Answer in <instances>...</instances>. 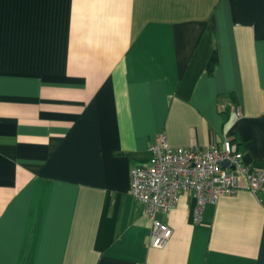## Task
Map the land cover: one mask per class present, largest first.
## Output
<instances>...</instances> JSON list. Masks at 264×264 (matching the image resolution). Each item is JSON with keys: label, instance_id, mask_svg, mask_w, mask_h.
Listing matches in <instances>:
<instances>
[{"label": "crops", "instance_id": "crops-1", "mask_svg": "<svg viewBox=\"0 0 264 264\" xmlns=\"http://www.w3.org/2000/svg\"><path fill=\"white\" fill-rule=\"evenodd\" d=\"M161 133L264 170V0H0V264H264L249 190L200 221L181 192L150 245L130 171Z\"/></svg>", "mask_w": 264, "mask_h": 264}, {"label": "built area", "instance_id": "built-area-1", "mask_svg": "<svg viewBox=\"0 0 264 264\" xmlns=\"http://www.w3.org/2000/svg\"><path fill=\"white\" fill-rule=\"evenodd\" d=\"M233 109L240 112L237 106ZM148 151V161L130 171V193L143 204V212L152 220V247H164L172 235L170 226L157 219L156 213L168 215L181 192L194 196L196 221L202 219L204 206L216 202L220 196L239 190L264 194V170L245 164L243 153L230 136L220 146L175 147L161 133L153 139Z\"/></svg>", "mask_w": 264, "mask_h": 264}, {"label": "trees", "instance_id": "trees-1", "mask_svg": "<svg viewBox=\"0 0 264 264\" xmlns=\"http://www.w3.org/2000/svg\"><path fill=\"white\" fill-rule=\"evenodd\" d=\"M216 63H217V55H216L215 52H213L211 57H210V59H209V61H208V64H207V71L209 73L212 72V70H213V68H214Z\"/></svg>", "mask_w": 264, "mask_h": 264}, {"label": "water", "instance_id": "water-1", "mask_svg": "<svg viewBox=\"0 0 264 264\" xmlns=\"http://www.w3.org/2000/svg\"><path fill=\"white\" fill-rule=\"evenodd\" d=\"M224 165H227V163H224Z\"/></svg>", "mask_w": 264, "mask_h": 264}]
</instances>
